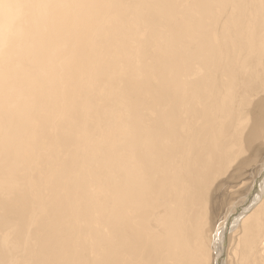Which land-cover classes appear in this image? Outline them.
Wrapping results in <instances>:
<instances>
[{"label": "bare ground", "instance_id": "obj_1", "mask_svg": "<svg viewBox=\"0 0 264 264\" xmlns=\"http://www.w3.org/2000/svg\"><path fill=\"white\" fill-rule=\"evenodd\" d=\"M226 252L264 264V0H0V264Z\"/></svg>", "mask_w": 264, "mask_h": 264}, {"label": "rangeland", "instance_id": "obj_2", "mask_svg": "<svg viewBox=\"0 0 264 264\" xmlns=\"http://www.w3.org/2000/svg\"><path fill=\"white\" fill-rule=\"evenodd\" d=\"M237 104L235 103L234 104V106H241V99L240 98H238L237 99ZM239 103V104H238ZM256 177V171H255V174L254 175H249V178H248V181L247 182H250V183H252L253 182V178H255ZM250 180V181H249ZM239 181V180H238ZM241 185V183H238V186L240 187V185ZM229 186V187H228ZM227 187H226V189H227V191H231V187H230V184L228 185ZM226 189H224V190H226ZM226 194V193H225ZM225 197V198H224ZM246 198V196H244V199ZM222 199H226L225 201H224V203L227 201L228 202V199L226 198V195H223L222 194ZM244 199H242V200H244ZM242 200L241 199H236L234 202V205L231 207V209L229 210V211H227L228 210V208L226 207L225 208V210L223 211V214L220 216V217H218V220H219V222H218V225H217V227L218 226H220L219 224H223L224 225V223L225 224H228L231 220H233L235 217H237L236 216V214L239 212V211H237L238 210V208H236L238 205H239V201H241L242 202ZM226 202V203H227ZM225 203V204H226ZM228 204V203H227ZM235 208V209H234ZM233 209V210H232ZM238 215V214H237ZM234 217V218H233ZM227 218V219H226ZM232 218V219H231ZM224 221V222H223ZM225 228H226V226H225ZM233 228L231 227V228H229V230H228V234L229 235H231V233L232 234H234L233 232H236V230H232ZM224 231V230H223ZM229 235L227 236V237H229ZM228 250V249H227ZM226 250V251H227ZM228 252V251H227ZM227 252H226V255H225V259H226V257H227V259L225 260V264H230V262H227V260H229V257H228V254H227Z\"/></svg>", "mask_w": 264, "mask_h": 264}]
</instances>
